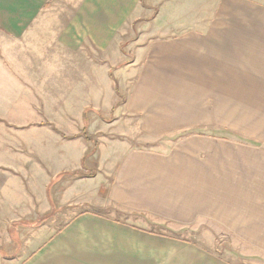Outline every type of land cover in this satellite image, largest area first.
I'll use <instances>...</instances> for the list:
<instances>
[{
  "label": "crops",
  "instance_id": "1",
  "mask_svg": "<svg viewBox=\"0 0 264 264\" xmlns=\"http://www.w3.org/2000/svg\"><path fill=\"white\" fill-rule=\"evenodd\" d=\"M211 1L176 33L134 40L117 116L118 62L102 52L118 61L117 35L141 0H0V230L9 216L73 211L9 264H235L149 223L209 222L264 254V141L216 136L264 115V0ZM98 123L118 125L128 144L91 169L81 132Z\"/></svg>",
  "mask_w": 264,
  "mask_h": 264
},
{
  "label": "rangeland",
  "instance_id": "2",
  "mask_svg": "<svg viewBox=\"0 0 264 264\" xmlns=\"http://www.w3.org/2000/svg\"><path fill=\"white\" fill-rule=\"evenodd\" d=\"M181 1L182 0H141V7L143 8L141 17L135 20V22L133 21L131 26H127L117 35V38H119L121 42L119 51L116 49L118 61H116L115 57L111 54L113 50L109 49V51L102 52L104 53L103 60L105 65H111L112 63L115 65L118 62L117 67L114 69V74L118 78L121 95L120 97H116L115 95V100L113 102L115 109L114 114L117 116H119L121 110H123V104L117 106V103H120L124 99L128 90V85L125 80L126 74L120 67L127 64L135 56L137 48H133L136 44L134 40L145 38V40L149 41L151 39H157L158 34H173L175 30L185 26L183 24H188L193 16L195 19H198L199 13L207 14L210 7L214 4L211 0H183V4H181ZM194 28L197 29L198 27L194 26ZM95 57L96 55L94 58ZM90 58L92 57L90 56ZM103 112L105 115L99 116V120L108 117L109 112ZM93 115L94 114L89 112L88 119ZM242 126L243 130L241 132L230 134L217 133L216 136L249 141H264V115L248 117ZM120 130L121 128L118 125L113 126L110 123L103 126L98 123L97 128L92 126L88 129L87 134L92 138L93 142H89L92 145H89L87 151L88 159L85 160L86 167L91 169L95 168L98 161L103 160L112 150L116 151L115 157H119L128 144V139L124 137L126 134H120ZM187 133L190 132L157 140L153 143L154 148L157 147L160 150L166 149L169 141L174 142ZM124 143L125 146L122 147ZM129 143H131V145L136 144L135 142ZM70 175L71 174H67L65 176L69 179V177H73ZM55 195L56 199L60 201L62 195L61 187L56 186ZM55 207L56 209L53 210L48 218L43 219V215H33L31 217H25V219H23L25 221L24 224L21 223V220H16V215L7 218L8 224L6 228L0 230V264H9V260L13 257L17 259L27 256L32 249L40 246L47 237L56 232V230L58 231L67 219L73 215V211L68 208H59L58 204ZM119 216L122 217V214H118L117 217ZM123 216L126 215L123 214ZM149 229L156 233L187 238L197 243L200 242L203 247L212 249L214 253L220 256H229L235 264H264V254L246 245L220 226L209 222L202 223L201 227L196 228V230H174L156 223H149Z\"/></svg>",
  "mask_w": 264,
  "mask_h": 264
},
{
  "label": "trees",
  "instance_id": "3",
  "mask_svg": "<svg viewBox=\"0 0 264 264\" xmlns=\"http://www.w3.org/2000/svg\"><path fill=\"white\" fill-rule=\"evenodd\" d=\"M112 82H113V87H114V91H115V94L117 97H120V91H119V87H118V83H117V80L112 77ZM122 104V101L120 103H117V106ZM85 121H86V116H85ZM81 135L82 137L84 138V140H86L87 142H93L92 141V138L89 137V135L87 134L86 130L84 129L82 132H81ZM78 175H84L83 173H80V172H73L71 173V176H78Z\"/></svg>",
  "mask_w": 264,
  "mask_h": 264
}]
</instances>
